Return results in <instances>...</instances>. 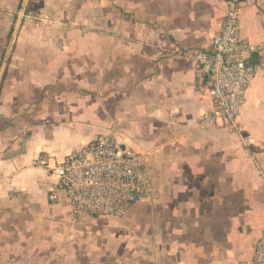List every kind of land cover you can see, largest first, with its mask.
Here are the masks:
<instances>
[{"label":"crops","instance_id":"1","mask_svg":"<svg viewBox=\"0 0 264 264\" xmlns=\"http://www.w3.org/2000/svg\"><path fill=\"white\" fill-rule=\"evenodd\" d=\"M23 10L38 21L22 25ZM225 12L223 0H0V264L251 262L264 230V0H243L239 18L261 49L239 117L248 145L198 126L209 84L182 55L206 51ZM98 135L141 156L152 195L119 220H74L65 192L49 200L53 169Z\"/></svg>","mask_w":264,"mask_h":264},{"label":"built area","instance_id":"2","mask_svg":"<svg viewBox=\"0 0 264 264\" xmlns=\"http://www.w3.org/2000/svg\"><path fill=\"white\" fill-rule=\"evenodd\" d=\"M223 3L226 12L220 32L212 38L208 49L188 50L182 55L195 64L209 84L212 109L200 116L198 126L227 130L248 145L250 141L243 138L239 117L258 70L249 56L261 49L241 36L239 18L243 0H223ZM32 17V12L23 10L20 21L33 20ZM53 174L57 184L49 200L55 202L57 192H65L74 220L84 216L119 220L129 207L152 195L149 172L141 156L109 136L98 135L74 149L53 169ZM249 264H264V230L255 243Z\"/></svg>","mask_w":264,"mask_h":264},{"label":"rangeland","instance_id":"3","mask_svg":"<svg viewBox=\"0 0 264 264\" xmlns=\"http://www.w3.org/2000/svg\"><path fill=\"white\" fill-rule=\"evenodd\" d=\"M33 13V12H32ZM15 14H16V16H15ZM17 15H18V11L17 12H14V16H15V18L17 17ZM33 20H31V19H27V20H21V23H22V25L24 24V23H27L28 21H38V16L35 14V13H33ZM16 37V36H15ZM10 38V37H9ZM11 40V39H10Z\"/></svg>","mask_w":264,"mask_h":264}]
</instances>
